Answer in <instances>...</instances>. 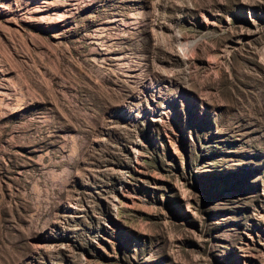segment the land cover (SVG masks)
Segmentation results:
<instances>
[{
  "label": "rangeland",
  "instance_id": "1",
  "mask_svg": "<svg viewBox=\"0 0 264 264\" xmlns=\"http://www.w3.org/2000/svg\"><path fill=\"white\" fill-rule=\"evenodd\" d=\"M0 264H264V0H0Z\"/></svg>",
  "mask_w": 264,
  "mask_h": 264
}]
</instances>
